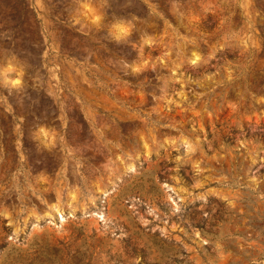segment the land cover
<instances>
[{
	"label": "rangeland",
	"instance_id": "obj_1",
	"mask_svg": "<svg viewBox=\"0 0 264 264\" xmlns=\"http://www.w3.org/2000/svg\"><path fill=\"white\" fill-rule=\"evenodd\" d=\"M0 264H264V0H0Z\"/></svg>",
	"mask_w": 264,
	"mask_h": 264
}]
</instances>
